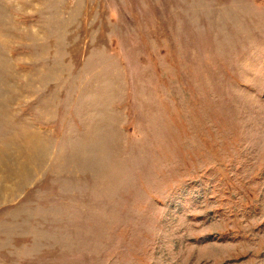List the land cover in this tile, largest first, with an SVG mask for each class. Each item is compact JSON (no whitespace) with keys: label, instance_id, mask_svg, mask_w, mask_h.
I'll return each instance as SVG.
<instances>
[{"label":"rangeland","instance_id":"1","mask_svg":"<svg viewBox=\"0 0 264 264\" xmlns=\"http://www.w3.org/2000/svg\"><path fill=\"white\" fill-rule=\"evenodd\" d=\"M0 264H264V0H0Z\"/></svg>","mask_w":264,"mask_h":264}]
</instances>
